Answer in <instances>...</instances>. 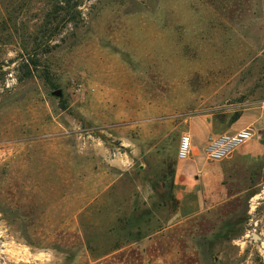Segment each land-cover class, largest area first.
<instances>
[{
	"label": "rangeland",
	"instance_id": "1",
	"mask_svg": "<svg viewBox=\"0 0 264 264\" xmlns=\"http://www.w3.org/2000/svg\"><path fill=\"white\" fill-rule=\"evenodd\" d=\"M0 264H264V0H0Z\"/></svg>",
	"mask_w": 264,
	"mask_h": 264
},
{
	"label": "built area",
	"instance_id": "2",
	"mask_svg": "<svg viewBox=\"0 0 264 264\" xmlns=\"http://www.w3.org/2000/svg\"><path fill=\"white\" fill-rule=\"evenodd\" d=\"M254 137L255 132L252 127L232 134L212 136L203 149V153L208 162H220L228 159L236 150L250 142ZM197 152L192 136L190 134L183 135L179 144L178 159L189 161L197 155Z\"/></svg>",
	"mask_w": 264,
	"mask_h": 264
},
{
	"label": "water",
	"instance_id": "3",
	"mask_svg": "<svg viewBox=\"0 0 264 264\" xmlns=\"http://www.w3.org/2000/svg\"><path fill=\"white\" fill-rule=\"evenodd\" d=\"M54 96L61 97L62 96V91H57L54 93ZM255 241H258V236L254 235Z\"/></svg>",
	"mask_w": 264,
	"mask_h": 264
},
{
	"label": "crops",
	"instance_id": "4",
	"mask_svg": "<svg viewBox=\"0 0 264 264\" xmlns=\"http://www.w3.org/2000/svg\"><path fill=\"white\" fill-rule=\"evenodd\" d=\"M195 137H197V138H198V137H199V135H198V134H196V135H195ZM207 141H208V138H207ZM207 141H206V142H207ZM206 142H205V143H206Z\"/></svg>",
	"mask_w": 264,
	"mask_h": 264
}]
</instances>
